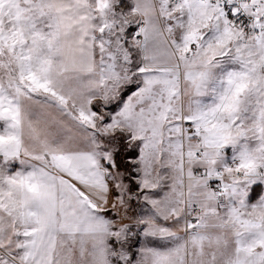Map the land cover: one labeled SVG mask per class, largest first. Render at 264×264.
<instances>
[{
    "label": "snow or ice",
    "instance_id": "obj_1",
    "mask_svg": "<svg viewBox=\"0 0 264 264\" xmlns=\"http://www.w3.org/2000/svg\"><path fill=\"white\" fill-rule=\"evenodd\" d=\"M0 264H264V0H0Z\"/></svg>",
    "mask_w": 264,
    "mask_h": 264
}]
</instances>
